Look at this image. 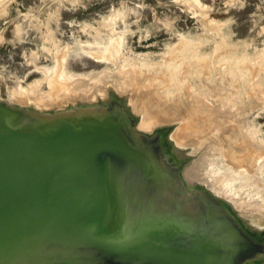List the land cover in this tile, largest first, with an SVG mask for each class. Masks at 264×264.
Segmentation results:
<instances>
[{"label": "rangeland", "instance_id": "rangeland-1", "mask_svg": "<svg viewBox=\"0 0 264 264\" xmlns=\"http://www.w3.org/2000/svg\"><path fill=\"white\" fill-rule=\"evenodd\" d=\"M146 76L156 82L149 88ZM54 81H85L76 106L89 110L109 87L125 85L117 99L133 96L135 134H159L163 161L181 165L192 195L223 200L246 231L264 237V0H0V101L35 115L27 96L45 98ZM154 88L165 118L185 95L189 111L180 104L183 112L155 120V97L149 110L142 105ZM172 185L161 189L167 195ZM243 264H264V254Z\"/></svg>", "mask_w": 264, "mask_h": 264}, {"label": "water", "instance_id": "water-1", "mask_svg": "<svg viewBox=\"0 0 264 264\" xmlns=\"http://www.w3.org/2000/svg\"><path fill=\"white\" fill-rule=\"evenodd\" d=\"M144 137L117 103L40 120L0 101V264H243L264 254V237L223 200L187 190L159 134Z\"/></svg>", "mask_w": 264, "mask_h": 264}, {"label": "bare ground", "instance_id": "bare-ground-1", "mask_svg": "<svg viewBox=\"0 0 264 264\" xmlns=\"http://www.w3.org/2000/svg\"><path fill=\"white\" fill-rule=\"evenodd\" d=\"M179 57V56H178ZM180 59V58H179ZM195 60V59H194ZM186 63V62H185ZM193 64V63H192ZM197 64V63H196ZM195 64V65H196ZM188 65V64H187ZM185 66V65H184ZM199 66V65H198ZM185 67H187V66H185ZM191 69V68H190ZM194 70V69H193ZM192 70V71H193ZM182 71V70H181ZM148 73V72H147ZM182 73V72H181ZM191 73V72H190ZM194 73H197V72H194ZM205 74H207V73H205ZM57 75V74H56ZM132 75V74H131ZM147 75V74H146ZM161 75V74H160ZM185 75V74H184ZM192 75V74H191ZM145 76V75H144ZM186 76V75H185ZM205 76V75H204ZM123 77H125V76H123ZM122 77V78H123ZM136 77V76H135ZM147 77V76H146ZM56 78V77H55ZM58 78V77H57ZM121 78V79H122ZM127 78V77H126ZM145 78V77H144ZM148 78V79H147ZM147 78H145L146 80L144 81L143 79H142V81H144L142 84V87H144L145 88V86H150V84L151 83H154L155 82V79H152V80H154V82H152L151 80H149V79H151L152 78V76H151V78H149V76L147 77ZM158 78V77H157ZM202 79V78H201ZM204 79V78H203ZM116 80V79H115ZM120 80V79H119ZM123 81H124V79H122ZM139 80V79H138ZM205 80V79H204ZM56 81H58V80H56ZM56 81H54V83H53V86L52 87H50V88H52V93H50L49 92V94L47 93V96L45 95V98H40L42 95L41 94H38V93H36V94H34L33 93V91L31 92L32 93V98L31 97H28L27 96V98H30L27 102H25V103H30V105L32 104L33 105V107H34V109H35V111H34V113L37 111L38 113H36L35 115L33 114V115H31V116H34V118H36L37 117V119H40V120H46V119H54V118H57V117H61V116H72V115H75V114H81V113H94V112H105L108 108H109V106L112 104V103H117L118 105H120V106H122L127 112H128V114L131 116V118H132V121H133V118L134 117H132V116H134V113L132 112V109H134V107H136L137 105H136V103H135V101H133V96H130V95H125L126 97L125 98H120V99H117V96H119L120 97V94H122V93H124L125 94V92H127V89L125 88V85L124 86H119L118 84H117V86H111L112 88H115V89H112V88H110L109 87V90H108V93L107 92H103V93H101L103 96V99H100L101 101H96V102H94V106L97 108V109H91V110H89V108H85V109H83V106L81 107V105L80 104H78L79 105V107L78 106H76L77 105V103H80L78 100H80V99H78L79 98V96L80 95H78V93H76V91H78V90H76V88L78 87L79 89L81 88H83L82 90H86L87 88H86V85L87 84H85L86 82L85 81H78V82H74L73 84H74V87H71L70 89H72L71 90V92L70 93H72V92H74L73 94H70L69 93V88H68V92L67 91H63L64 89H65V87L66 86H68V87H70L71 86V84L69 85H65V87L64 86H62V83L61 84H59V83H57ZM123 81L121 82L122 84H123ZM141 81V80H140ZM158 81V80H157ZM160 81V80H159ZM162 81V80H161ZM160 81V82H161ZM60 82V81H59ZM125 83L127 82V81H124ZM129 82V81H128ZM160 82H158V83H160ZM52 83V82H51ZM75 83H77L76 84V86H75ZM156 83V82H155ZM154 83V84H155ZM157 83V84H158ZM184 83H186V82H184ZM72 84V85H73ZM121 84V85H122ZM127 84V83H126ZM129 84V83H128ZM127 84V85H128ZM153 84V85H154ZM152 85V84H151ZM160 85H162V84H160ZM159 85V86H160ZM188 86V85H187ZM164 87V86H163ZM176 87V86H175ZM73 88H75V89H73ZM92 88V87H91ZM139 88V87H138ZM149 88V87H148ZM171 88V87H170ZM174 88V87H173ZM143 89V88H142ZM189 89V88H188ZM35 90V89H34ZM51 90V89H50ZM65 90H67V89H65ZM155 90V88L152 90V89H150V91H148V93H147V95L149 96V94H150V92H152V94H153V91ZM157 90V89H156ZM156 90L154 91L155 93H156ZM179 90V89H178ZM185 90V89H184ZM187 90V89H186ZM193 90V89H192ZM29 91V90H28ZM36 91V90H35ZM180 91V90H179ZM194 91V90H193ZM64 92H65V94H64ZM68 94H67V93ZM115 92H116V94H115ZM195 92V91H194ZM151 94L150 95V97L148 98V97H146V98H148V101L147 100H144L143 102H142V105H143V107L145 108V110L146 109H148L149 108V106L148 105H150V102H149V99H150V101H153L154 99H155V103H153V107H152V109H156L155 107V105H159L163 100H165V99H162V101L160 102V103H158V104H156V101H160V98H158V97H155L156 96V94ZM159 93H160V91H159ZM158 91H157V96H158ZM162 93V92H161ZM160 93V94H161ZM173 93V92H172ZM183 93V92H182ZM186 93V92H185ZM109 94V95H108ZM118 94V95H117ZM127 94V93H126ZM175 94V93H174ZM186 94H188V93H186ZM108 95V96H107ZM146 95V96H147ZM183 95H185L184 93H183ZM44 96V95H43ZM42 96V97H43ZM51 96V98L49 99V101L50 102H46L45 101V99H48L49 97ZM152 96H154L153 98V100H151L152 99ZM162 96V95H161ZM172 96V95H171ZM176 96H178V93H176ZM181 96H182V94H181ZM181 96L179 95V98H178V100H180L181 99ZM187 95H185V98L187 99V97H186ZM192 96V95H191ZM18 97V96H17ZM16 97V98H17ZM78 97V98H77ZM80 97H83V96H80ZM107 99H106V98ZM163 98H164V96H162ZM168 97V96H167ZM170 97V96H169ZM174 96H172V98H173ZM183 97V99H182V101H178L177 103H178V107H182L180 104H182L181 102H184L183 100H185V98H184V96H182ZM23 98V97H22ZM156 98H158V100H156ZM189 98H191L190 96H189ZM189 98L187 99V100H189ZM70 99V100H69ZM72 99V100H71ZM78 99V100H77ZM170 99L171 98H169V100L167 101V103L168 102H170V104H171V102L173 101V99L170 101ZM193 99H195V97L193 98ZM23 100V99H22ZM21 100V101H22ZM26 100V99H25ZM76 100L78 101V102H76ZM196 100V99H195ZM15 101H16V99H15ZM18 101V100H17ZM21 101H19V102H21ZM128 101H130L129 103H128ZM191 101V100H190ZM197 101V100H196ZM87 102H89V100H86V103ZM127 102V103H126ZM154 102V101H153ZM174 102H175V104L174 103H172V104H174V105H176V101L174 100ZM189 102V101H188ZM198 102V101H197ZM197 102H196V104H197ZM59 103H64L63 105H61L60 106V104ZM85 103V104H86ZM106 103V105H108L107 107L108 108H106L105 110H100V108H101V106H103L104 104ZM166 103V102H165ZM164 102H163V105L166 107V104H165ZM190 103V110H192V112L193 111H195V109H192V107H193V105L191 104V103H193L194 104V101L192 100V102H189ZM16 104V103H15ZM82 104V103H81ZM92 104V103H91ZM91 104H89V106L91 107L92 105ZM152 104V103H151ZM171 104V105H172ZM187 104V105H186ZM125 105V106H124ZM162 105V106H163ZM168 105H169V103H168ZM174 105H172V106H170V108H169V106H168V108L169 109H176V107H174V108H171V107H173ZM184 107H182L181 109L182 110H186L187 108H189V104L187 103V101L184 103V104H182ZM198 105V104H197ZM197 105H195L196 107H197ZM23 106V105H22ZM75 106L76 107H78V108H75ZM127 106V107H126ZM150 106H152V105H150ZM161 106V107H162ZM163 106V107H164ZM161 107H160V109H161ZM177 107V111H176V113H178L179 111L178 110H180L179 108ZM196 107H193V108H196ZM80 108V109H79ZM167 107H166V110L168 109ZM184 108H186V109H184ZM198 108V107H197ZM138 109V108H137ZM151 108H150V110H152ZM168 109V110H169ZM149 110V109H148ZM153 110V111H154ZM165 110V111H166ZM168 110H167V112H168ZM172 110H169V112H168V116H169V114H170V111H171V113L174 111H172ZM182 110H180V111H182ZM197 110V109H196ZM138 111H139V109H138ZM155 111H159L158 109L157 110H155ZM162 111H164V109H162V110H160L159 111V113L161 112V113H163ZM186 111H189V109L188 110H186ZM186 111H184L186 114H193V113H188V112H186ZM141 112V111H140ZM150 112V111H149ZM183 112V111H182ZM145 113H147V111L145 112ZM158 113V112H157ZM158 113V114H159ZM160 113V114H161ZM166 113V112H165ZM176 113H172V114H174L173 116H176L175 114ZM150 114H151V116H150ZM149 114V116H150V118L153 116H155V115H157L156 114V112L153 114V112L152 113H150ZM153 114V115H152ZM157 115L156 116V119L155 120H157V119H159L158 121L159 122H165V120H166V118H169L168 116L165 118V114H161V115ZM194 114L195 115H197L195 112H194ZM194 114L192 115V116H194ZM139 115V114H138ZM171 115V114H170ZM184 115V114H183ZM212 115H214V114H212ZM145 116V115H144ZM149 116H148V114H147V116L145 117V120H146V122H143L141 125L143 126V128L146 126H148L147 128H149L148 130H150L152 127H154L152 124H154V122L153 121H155L154 119H152L153 121H151L150 120V118H149ZM172 116V115H171ZM215 116V115H214ZM191 117V116H190ZM189 117V118H190ZM196 117V116H195ZM210 119L212 118V116L210 115V116H208ZM207 117V118H208ZM147 118V119H146ZM171 118V117H170ZM169 118V119H170ZM173 118V117H172ZM168 119V120H169ZM174 119V118H173ZM196 119V118H195ZM167 121V120H166ZM158 122V123H159ZM191 122V121H190ZM156 124V123H155ZM160 124V123H159ZM158 124V125H159ZM166 124V123H165ZM192 124V123H191ZM140 126V125H139ZM138 126V127H139ZM141 127V126H140ZM139 129V128H138ZM192 130V129H191ZM139 131H140V129H139ZM142 131V130H141ZM140 131V132H141ZM145 131H147V129H144V131H143V135L145 134L144 132ZM192 131H194V130H192ZM197 132V131H196ZM192 133H190V135H191ZM193 134H195V132H193ZM197 134H199V133H197ZM196 134V135H197ZM190 137V136H189ZM193 137H194V135H193ZM191 139V138H190ZM189 139V140H190Z\"/></svg>", "mask_w": 264, "mask_h": 264}]
</instances>
